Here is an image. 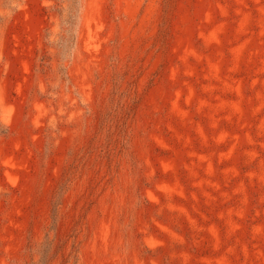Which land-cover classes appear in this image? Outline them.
Wrapping results in <instances>:
<instances>
[{"label": "rangeland", "instance_id": "rangeland-1", "mask_svg": "<svg viewBox=\"0 0 264 264\" xmlns=\"http://www.w3.org/2000/svg\"><path fill=\"white\" fill-rule=\"evenodd\" d=\"M0 264H264V0H0Z\"/></svg>", "mask_w": 264, "mask_h": 264}]
</instances>
